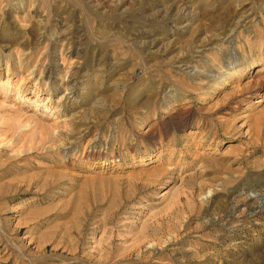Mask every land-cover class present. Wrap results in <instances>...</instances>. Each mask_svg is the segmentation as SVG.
Returning <instances> with one entry per match:
<instances>
[{
	"label": "rangeland",
	"instance_id": "obj_1",
	"mask_svg": "<svg viewBox=\"0 0 264 264\" xmlns=\"http://www.w3.org/2000/svg\"><path fill=\"white\" fill-rule=\"evenodd\" d=\"M0 264H264V0H0Z\"/></svg>",
	"mask_w": 264,
	"mask_h": 264
},
{
	"label": "bare ground",
	"instance_id": "obj_2",
	"mask_svg": "<svg viewBox=\"0 0 264 264\" xmlns=\"http://www.w3.org/2000/svg\"><path fill=\"white\" fill-rule=\"evenodd\" d=\"M234 76L235 75L233 73H228V76H226V78H224L222 80L223 86H225V85L227 86V84L230 83V79H233ZM232 83H234V82H232ZM158 173H160V172L158 171ZM155 175H157V174L155 173Z\"/></svg>",
	"mask_w": 264,
	"mask_h": 264
}]
</instances>
